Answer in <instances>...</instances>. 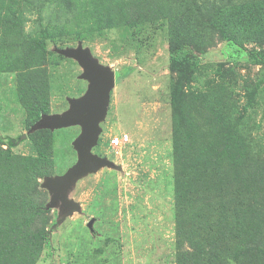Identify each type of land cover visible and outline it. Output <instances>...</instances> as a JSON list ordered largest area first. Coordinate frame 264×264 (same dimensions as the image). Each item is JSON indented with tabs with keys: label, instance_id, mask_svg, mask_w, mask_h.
I'll return each mask as SVG.
<instances>
[{
	"label": "rangeland",
	"instance_id": "rangeland-1",
	"mask_svg": "<svg viewBox=\"0 0 264 264\" xmlns=\"http://www.w3.org/2000/svg\"><path fill=\"white\" fill-rule=\"evenodd\" d=\"M251 2L0 0L1 25L7 20L14 28L8 37L0 28V149L13 157H45L53 166L52 176L29 183L47 212L27 218L19 206L18 223L26 226L21 248L38 246L42 230L50 237L49 245L37 249L35 264H177L174 128L180 122L172 101L179 79L186 78L184 94L179 90L180 120L206 133L204 117L221 118L215 122L220 131L224 117L235 111L243 116L264 167V64L249 57L264 51V0H255L253 8ZM47 27L50 38L44 35ZM184 33L195 34V41L181 40L192 69L180 74L170 44ZM40 40L45 49L31 52L28 47ZM80 44L115 74L93 149L114 167L74 182L68 197L79 209L60 222L61 206H49L52 195L45 185L77 163L74 142L82 129L32 127L42 119L37 106L46 109L44 116L61 115L69 100L87 93L90 83L81 79V66L60 54ZM9 45L13 59L3 51ZM18 61L19 70L1 67ZM125 135L121 147L111 145ZM182 140L197 142L186 135Z\"/></svg>",
	"mask_w": 264,
	"mask_h": 264
},
{
	"label": "trees",
	"instance_id": "trees-1",
	"mask_svg": "<svg viewBox=\"0 0 264 264\" xmlns=\"http://www.w3.org/2000/svg\"><path fill=\"white\" fill-rule=\"evenodd\" d=\"M1 4L0 28L8 37L14 28L7 20L1 25ZM252 4L258 3L254 0L249 7L253 8ZM50 31L48 27L44 30L46 38L51 37ZM194 35L184 33L182 39L170 44L180 74L192 69L187 50L180 46L181 40L195 41ZM28 49L38 53L45 49V41L40 40ZM3 51L6 57L14 58L10 45ZM249 57L264 64V51L250 52ZM1 67L19 70V61ZM183 82L186 78L179 79L172 101L175 120L180 122L174 128L177 264H226L227 260L264 264V167L249 129L243 116L235 111L224 117L220 131L215 122L221 118L204 117L209 125L206 133L180 120ZM35 111L40 117L47 114L41 106ZM210 113L215 115V111ZM202 117V113L197 115V119ZM184 135L196 138L197 142L183 141ZM9 153L0 149V264H35L39 257L37 249L49 245L50 237L42 230L38 246L31 248L28 244L21 248V230L26 226L18 223L19 206L28 214L27 218L35 219L47 212L46 204L34 198L29 183L52 176L53 166L45 157H13ZM15 250L18 255L14 257Z\"/></svg>",
	"mask_w": 264,
	"mask_h": 264
},
{
	"label": "water",
	"instance_id": "water-1",
	"mask_svg": "<svg viewBox=\"0 0 264 264\" xmlns=\"http://www.w3.org/2000/svg\"><path fill=\"white\" fill-rule=\"evenodd\" d=\"M60 54L74 59L83 69L81 79L87 80L90 86L87 93L80 99H71L70 108L61 115L42 116L32 130L46 128L50 130L79 126L82 133L74 142L78 153L77 163L61 177L47 179L45 187L52 195L49 206H61L60 220L79 209V205L69 199L68 194L74 182L80 177L96 173L103 167H114L106 158L93 153L102 133L101 123L105 119L111 99V92L115 87V74L109 67H105L92 57L89 49L80 44L77 48L60 50Z\"/></svg>",
	"mask_w": 264,
	"mask_h": 264
},
{
	"label": "built area",
	"instance_id": "built-area-1",
	"mask_svg": "<svg viewBox=\"0 0 264 264\" xmlns=\"http://www.w3.org/2000/svg\"><path fill=\"white\" fill-rule=\"evenodd\" d=\"M128 140V136L125 135L124 137H115L111 140V145L115 148L121 147L126 141Z\"/></svg>",
	"mask_w": 264,
	"mask_h": 264
}]
</instances>
